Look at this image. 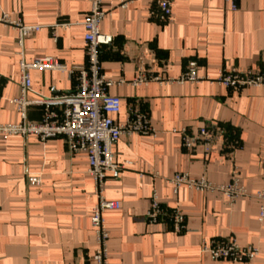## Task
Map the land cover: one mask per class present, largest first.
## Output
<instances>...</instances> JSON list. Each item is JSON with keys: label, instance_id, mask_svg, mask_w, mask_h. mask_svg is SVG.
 <instances>
[{"label": "crops", "instance_id": "crops-1", "mask_svg": "<svg viewBox=\"0 0 264 264\" xmlns=\"http://www.w3.org/2000/svg\"><path fill=\"white\" fill-rule=\"evenodd\" d=\"M104 0L107 12L99 30L110 36L100 46L106 78L130 81L140 68L164 78L181 76L191 61L205 79L200 82H150L133 87L113 85L121 100L114 119L124 122L144 112L155 135L122 136L114 145L115 161L124 164L105 180L104 197L119 208L103 214L109 232V264H264V220L258 200L237 199L231 206L219 192L202 193L167 182L175 172L225 184L233 170L250 193L262 186L264 170V86L227 89L216 82L222 68L259 69L264 64V0H169L170 18L156 17L154 0ZM88 0H0V14L19 16L41 29L24 40V58L54 56L67 66L85 65L84 27ZM17 31L0 23V123H18L12 100L19 96ZM30 98L74 90L76 80L63 71L32 70ZM42 115L27 110L29 120ZM213 131L215 142L182 146V128ZM84 152L70 154L62 138L39 141L35 135H0V264H93L96 247L90 224L96 203ZM39 176L40 182L31 181ZM167 210L178 209L185 230L169 220L149 222L151 194ZM232 238L253 246L251 261L214 259L201 252L202 242Z\"/></svg>", "mask_w": 264, "mask_h": 264}, {"label": "built area", "instance_id": "built-area-1", "mask_svg": "<svg viewBox=\"0 0 264 264\" xmlns=\"http://www.w3.org/2000/svg\"><path fill=\"white\" fill-rule=\"evenodd\" d=\"M104 0H88L89 11L81 22L84 27L85 65L67 66L57 57H36L31 61L24 58V40L40 29V25L25 24L21 17L12 16L9 13L0 14V23L10 26L17 31V44L19 46V72L20 80L19 96L12 102L16 105L20 114L18 123H0V135L4 138L10 136L35 135L39 141L44 142L50 138H62L70 154L84 152L88 158L87 172L92 177L96 203L90 215V224L94 231L96 247L91 256L93 264H109L108 239L109 232L104 219V212L119 208V202L107 200L104 197L105 180L109 174H116L124 164L115 161L113 145L122 137L134 134L155 135L148 116L144 112L134 111L124 122H117L114 115L121 109V100L117 95L108 92L113 85L128 83L133 87L145 85L150 82L159 84L173 81L200 82L205 79L197 72V63L191 61L180 77L176 79L164 78L151 74L140 68L134 79L113 80L106 78L101 69L99 58L100 46L111 41L110 36L104 35L99 30L101 20L106 16L103 9ZM134 0H120L118 6L126 8ZM238 0H225L231 10L237 9ZM157 12L156 17L165 22L171 15L169 0H154ZM32 70H55L67 72L76 80L74 90L71 92L50 96L37 95L30 98L32 91ZM216 82L227 89L242 90L249 87L264 86V64L256 70H239L236 67L222 68L219 70ZM30 107L42 109V115L38 120H29L27 110ZM180 134L182 146L192 149L195 145L203 147L204 155L210 153L215 142L216 134L208 127H200L196 133L188 129L173 130ZM39 176H32L35 184L40 182ZM167 182L171 184L173 192L177 193L181 186L202 193H222L231 206L237 199L249 197L258 200V220H264V170L262 186L255 193H250L242 184L236 170H233L230 181L219 184L210 181L204 176L191 177L187 172H175ZM149 222L160 219L169 220L174 224L177 232L185 230V217L176 208L167 210L162 206L158 195L153 192L150 198L149 210L146 213ZM201 252L209 254L214 259H226L233 262L251 261L258 255V249L253 246H240L232 238L214 239L203 241Z\"/></svg>", "mask_w": 264, "mask_h": 264}]
</instances>
